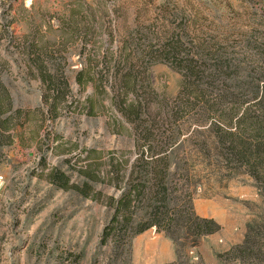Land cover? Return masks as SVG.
<instances>
[{"label": "rangeland", "instance_id": "rangeland-1", "mask_svg": "<svg viewBox=\"0 0 264 264\" xmlns=\"http://www.w3.org/2000/svg\"><path fill=\"white\" fill-rule=\"evenodd\" d=\"M263 19L264 0H0V22L10 20L14 36L9 41L0 34L2 77L16 110L9 124L13 129L0 133V264H243L225 252L242 243L248 223L264 216V190L246 172L228 174L201 156H194L192 206L198 216L220 225L217 232L195 245L178 240L175 249L152 226L131 239L127 254L100 243L112 214L109 197L120 193L107 183L109 155L125 151L132 161L134 131L112 104L110 82L79 85L75 75L84 64L101 73L122 72L115 58L130 51L135 33L148 34L153 43L174 35L188 48L224 38L238 42L255 26L264 31ZM29 41L60 60L68 82L54 119L44 86L26 68ZM57 61L46 59L51 67ZM146 74L148 90L155 94L141 87L138 93L150 100L147 116L168 137L171 117L159 100L177 103L182 75L167 61L151 65ZM187 135L184 131L181 137ZM194 144L190 139L180 150L191 156ZM53 168L73 185L87 181L90 195L52 183ZM167 251H173L174 260L159 263ZM253 264L264 263L257 258Z\"/></svg>", "mask_w": 264, "mask_h": 264}, {"label": "trees", "instance_id": "trees-1", "mask_svg": "<svg viewBox=\"0 0 264 264\" xmlns=\"http://www.w3.org/2000/svg\"><path fill=\"white\" fill-rule=\"evenodd\" d=\"M8 5L6 11L12 8ZM2 22L0 34L9 36L11 41V21ZM262 22L264 25V19ZM129 43L130 51H119L114 62L122 67V72L101 73L84 64L75 75L79 85L110 82L115 92L112 104L134 131L136 156L132 161L125 157V151L109 155L107 183L120 193L117 198L109 197L112 214L102 230L100 243L127 254L131 239L153 226L172 240L175 249L178 240L184 246L195 245L200 237L217 232L220 225L213 218L194 212L190 190V183L197 176L194 156H201L216 167L224 166L228 174L242 170L264 190V31L255 26L238 42L224 38L188 48L174 35L153 43L148 34L135 33ZM24 53L27 70L45 88L43 98L54 119L68 90L67 79L59 69L60 60L38 41L26 43ZM46 59L58 60L57 65H47ZM164 61L182 75L177 103L168 106L164 99H158L164 102L166 114L171 117L168 137L159 132L158 121L147 116L150 100L138 93L141 87L145 94H155L148 90L151 82L146 72L151 65ZM4 66L5 60L0 57V133L13 129L9 124L16 113L2 77ZM184 131L188 135L181 137ZM190 139L197 148L191 156L185 149L180 150L182 143ZM86 174L91 180L98 178ZM48 175L52 183L62 188H76L82 196L91 193L87 181L82 186L73 185L58 168L51 169ZM225 255L243 264H253L257 258L264 263L263 215L248 223L242 243Z\"/></svg>", "mask_w": 264, "mask_h": 264}, {"label": "crops", "instance_id": "crops-1", "mask_svg": "<svg viewBox=\"0 0 264 264\" xmlns=\"http://www.w3.org/2000/svg\"><path fill=\"white\" fill-rule=\"evenodd\" d=\"M171 245H172V244H171ZM164 254H166L167 257L165 258V260L161 259V256L158 257L159 263L173 261L174 258H175V255H174L173 251H172V252H168V251H167V252L164 253Z\"/></svg>", "mask_w": 264, "mask_h": 264}]
</instances>
